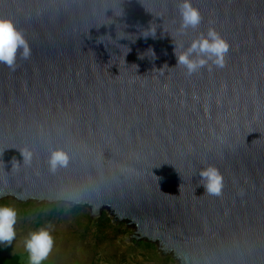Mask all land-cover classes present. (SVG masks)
Segmentation results:
<instances>
[{"label": "water", "instance_id": "water-1", "mask_svg": "<svg viewBox=\"0 0 264 264\" xmlns=\"http://www.w3.org/2000/svg\"><path fill=\"white\" fill-rule=\"evenodd\" d=\"M193 3L182 30L178 0H0L32 49L0 64V199L108 208L179 264H264V0ZM209 27L226 63L189 75L175 43ZM55 147L71 160L53 173Z\"/></svg>", "mask_w": 264, "mask_h": 264}, {"label": "rangeland", "instance_id": "rangeland-1", "mask_svg": "<svg viewBox=\"0 0 264 264\" xmlns=\"http://www.w3.org/2000/svg\"><path fill=\"white\" fill-rule=\"evenodd\" d=\"M0 204L18 210L16 238L0 246V261L6 255H19L21 264H28L25 238L50 224L55 245L44 264H179L172 255L163 254L157 242L136 238V228L118 220L108 208L94 216L89 205L66 201H22L9 196L1 198Z\"/></svg>", "mask_w": 264, "mask_h": 264}, {"label": "clouds", "instance_id": "clouds-1", "mask_svg": "<svg viewBox=\"0 0 264 264\" xmlns=\"http://www.w3.org/2000/svg\"><path fill=\"white\" fill-rule=\"evenodd\" d=\"M178 9L181 17V29L197 28L202 20L200 9L193 0H178ZM155 36L156 30L143 32L147 37ZM180 49L179 51L177 49ZM230 50L229 41L214 27H209L207 32H201L194 37L188 46L175 43L174 54L177 64L183 65L191 75L208 65L211 61L218 67H223ZM150 55L155 56L153 49ZM32 55L30 42L25 33L17 26L15 20L0 14V64L15 69L19 56L29 59ZM23 161L13 158L16 166L20 164L31 165L34 153L28 148L20 149ZM70 153L63 147L52 148L48 155L49 170L55 173L58 169L67 167L70 163ZM200 184L209 195L220 196L224 188V177L220 169L213 164H208L199 170ZM18 210L12 204H0V246H7L15 240L17 232ZM52 226L43 225L31 231L24 241L28 253V264H44L55 245Z\"/></svg>", "mask_w": 264, "mask_h": 264}, {"label": "trees", "instance_id": "trees-1", "mask_svg": "<svg viewBox=\"0 0 264 264\" xmlns=\"http://www.w3.org/2000/svg\"><path fill=\"white\" fill-rule=\"evenodd\" d=\"M0 264H21L19 255H6L4 256Z\"/></svg>", "mask_w": 264, "mask_h": 264}]
</instances>
